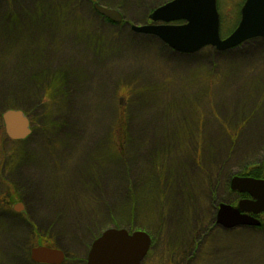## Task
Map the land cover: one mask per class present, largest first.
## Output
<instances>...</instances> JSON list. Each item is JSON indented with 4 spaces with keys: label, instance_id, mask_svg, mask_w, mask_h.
<instances>
[{
    "label": "rangeland",
    "instance_id": "obj_1",
    "mask_svg": "<svg viewBox=\"0 0 264 264\" xmlns=\"http://www.w3.org/2000/svg\"><path fill=\"white\" fill-rule=\"evenodd\" d=\"M166 1L0 0L1 172L19 147L34 153L22 155L19 185L0 192V248L20 244L21 264H33L36 244L84 264L108 227L150 234L142 264H264V217L260 226L215 220L219 203L238 199L231 177L264 155V38L171 53L130 28ZM94 2L122 20H104ZM217 2L225 37L243 1ZM8 108L28 114L29 139L8 137ZM8 189L28 218L7 219Z\"/></svg>",
    "mask_w": 264,
    "mask_h": 264
},
{
    "label": "water",
    "instance_id": "obj_2",
    "mask_svg": "<svg viewBox=\"0 0 264 264\" xmlns=\"http://www.w3.org/2000/svg\"><path fill=\"white\" fill-rule=\"evenodd\" d=\"M93 8L112 22L122 20L116 9L97 2L93 3ZM148 18L149 23L131 24L130 28L154 35L181 53H193L205 46L222 51L249 38H264V0H243L238 22L225 37L219 31L217 0H168L153 8ZM2 120L11 139L23 138L30 132L28 118L21 109L4 110ZM229 187L248 193L250 198L238 200L236 206L219 203L216 223L223 227L258 225L260 221L254 214L264 211V179L235 175L231 177ZM150 242V235L144 230L129 232L122 227H108L91 242L85 264H140ZM30 257L35 261L59 263L64 255L60 249L36 245L31 247Z\"/></svg>",
    "mask_w": 264,
    "mask_h": 264
},
{
    "label": "flooded vegetation",
    "instance_id": "obj_3",
    "mask_svg": "<svg viewBox=\"0 0 264 264\" xmlns=\"http://www.w3.org/2000/svg\"><path fill=\"white\" fill-rule=\"evenodd\" d=\"M23 112H24V114L28 118L30 132L25 137H23V138L13 139L15 141L27 140V139H29L30 135L33 133L32 132V128H31V124H30V120H29V116H28V114L25 111H23ZM33 142H35V141H33ZM17 150H18V152H16V154H17V158L19 157V159L17 160V162L15 164H13V166H14L13 168H8L7 170H5L7 163H5V160L4 159L2 161L3 169L5 170V172L7 171V173L5 174L4 170H2V172L0 170V178H1V181L5 183V185L0 189V192H2V190L4 188H6V187H12V186L15 187L16 184L19 185V183H20L19 181H21L20 176H23L25 174V172L21 173L16 168H17V166H19L21 164L22 155L25 156V155L31 153L30 151H32V149L31 148H26V147H22V148L19 147V149H17ZM35 151H39V150H35ZM48 153L50 155L54 154L51 151H49ZM0 154L1 155H4V153H1V152H0ZM36 154H38V153H36ZM31 155H34L33 151L31 153ZM263 162H264V155L262 157H260L259 159H257L254 164H255V166L260 167V166H262ZM35 166L36 167H39L40 164H36ZM30 170H31V168H30ZM37 170H39V169H37ZM248 176H252V177L264 179V176H253V175H248ZM35 180H39V179H35ZM43 181H46V178ZM34 184H35V182L34 183L32 182L30 185H34ZM236 192H237L238 199L231 203V205H233V206H236L238 200H240L242 198H250V195L248 193H246V192H239V191H236ZM7 193H8L7 194V197H3L2 196L3 197L2 198L3 203H4V205L6 206V209H7V214H8L7 219H26V218H28L27 217L28 215L27 216L21 215V213H26L27 214L28 212L26 210L22 209L21 196L19 194V191L13 189L12 194H10V191L8 189ZM0 194L2 195V193H0ZM17 197H18V200H15ZM4 198H5V200H4ZM11 200H13L12 205H11L12 206V208H11L12 210L9 209L10 208L9 207V204H10ZM14 200H15V202H14ZM46 216H47V213H46ZM254 216L260 221V223L258 224V226H260L262 224L260 218L264 217V211H260V212H258L256 214H254ZM4 220H6V219H4ZM15 230L18 231L19 229L13 228V231L16 233V237H17L18 234H17V232ZM150 238H151V242H150L149 248H148L146 254L144 255V257L142 258L140 264L143 263V261L148 256L149 251L152 249V245H153L152 244V237L150 236ZM91 242H90V244H91ZM90 244H89V247H90ZM36 245H39V244H36ZM36 245L30 246V248H29V254H28V257L26 258V261L25 262H27V263H33V264H65L64 261L67 258V253L60 246H58V247L57 246H51V247L60 249L63 252L64 257H63V259L59 263H49V262H41V261H35V260H33L30 257V249H31V247L36 246ZM1 246L2 247L0 248V258H2V261L5 262V264H21V261L22 260H21V256H20V247H21L20 244H17V243L16 244H2ZM89 247H88V249H89ZM4 250H6L8 252L11 251L12 252L11 253V256H9L7 253H5ZM87 252H88V250L86 251V256H87ZM85 259H86V257H85ZM77 261H80V260L78 259ZM84 264H85V262H84Z\"/></svg>",
    "mask_w": 264,
    "mask_h": 264
},
{
    "label": "trees",
    "instance_id": "obj_4",
    "mask_svg": "<svg viewBox=\"0 0 264 264\" xmlns=\"http://www.w3.org/2000/svg\"><path fill=\"white\" fill-rule=\"evenodd\" d=\"M61 1V3H63L64 2V0H60ZM243 1V0H242ZM218 3V2H217ZM241 3L242 2H240V4L239 5H241ZM218 10H219V5H218ZM104 20H106V21H108V22H112V21H110L108 18H106V17H104L103 18ZM113 23V22H112ZM116 34V33H115ZM143 34H145L146 36H150L151 37V39H153V41L152 42H154V40H158L157 39V37H155L154 35H151V34H146V33H143ZM114 35V34H113ZM116 35H118V34H116ZM119 36V35H118ZM258 38H261V37H254V38H250L249 40H252V39H258ZM161 44L163 45V46H165V48H167L168 49V51L169 52H171V53H177L176 51H174L172 48H170V47H168L165 43H162L161 42ZM149 44H147V46H148ZM179 54H181V53H179ZM183 54V53H182ZM263 173H264V162H263V164H262V166H260V167H258V166H253L252 168H251V170L247 173L248 175H253V176H263Z\"/></svg>",
    "mask_w": 264,
    "mask_h": 264
}]
</instances>
